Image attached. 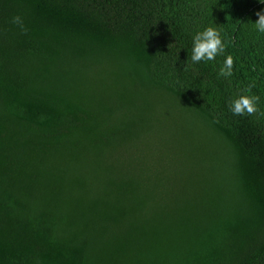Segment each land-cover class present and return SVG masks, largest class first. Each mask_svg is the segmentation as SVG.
Returning <instances> with one entry per match:
<instances>
[{"label":"trees","instance_id":"obj_1","mask_svg":"<svg viewBox=\"0 0 264 264\" xmlns=\"http://www.w3.org/2000/svg\"><path fill=\"white\" fill-rule=\"evenodd\" d=\"M262 2L0 0V264H264Z\"/></svg>","mask_w":264,"mask_h":264},{"label":"clouds","instance_id":"obj_2","mask_svg":"<svg viewBox=\"0 0 264 264\" xmlns=\"http://www.w3.org/2000/svg\"><path fill=\"white\" fill-rule=\"evenodd\" d=\"M256 15L259 17L255 22L257 29L259 32L264 33V12H257ZM12 23L20 27L23 34H27V29L24 27L21 17H13ZM224 52L225 44L223 43L221 34L213 27H208L193 37L191 60L194 63L215 60L218 55H222ZM233 67V57L228 55L224 61V66L220 69L219 75L223 77L232 76ZM245 91L251 92V88L249 87ZM259 102V96L242 94L230 103L229 108L234 115L240 116L247 114L252 116L259 111ZM261 114L264 115V113Z\"/></svg>","mask_w":264,"mask_h":264}]
</instances>
